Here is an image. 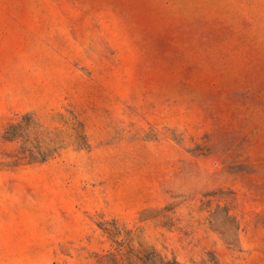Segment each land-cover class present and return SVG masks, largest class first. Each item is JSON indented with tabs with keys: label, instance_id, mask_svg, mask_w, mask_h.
<instances>
[{
	"label": "rangeland",
	"instance_id": "obj_1",
	"mask_svg": "<svg viewBox=\"0 0 264 264\" xmlns=\"http://www.w3.org/2000/svg\"><path fill=\"white\" fill-rule=\"evenodd\" d=\"M118 245L264 264V0H0V264Z\"/></svg>",
	"mask_w": 264,
	"mask_h": 264
},
{
	"label": "trees",
	"instance_id": "obj_2",
	"mask_svg": "<svg viewBox=\"0 0 264 264\" xmlns=\"http://www.w3.org/2000/svg\"><path fill=\"white\" fill-rule=\"evenodd\" d=\"M18 127L19 125L12 124L5 132V138L14 139L18 136ZM133 256L129 253H123L121 245H118L114 251L100 256L98 264H180L176 258H170L159 252L156 248L152 249L147 257H136L137 262L133 260Z\"/></svg>",
	"mask_w": 264,
	"mask_h": 264
}]
</instances>
